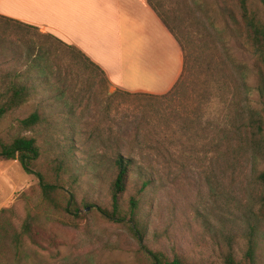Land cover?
I'll return each instance as SVG.
<instances>
[{
    "label": "rangeland",
    "instance_id": "obj_1",
    "mask_svg": "<svg viewBox=\"0 0 264 264\" xmlns=\"http://www.w3.org/2000/svg\"><path fill=\"white\" fill-rule=\"evenodd\" d=\"M160 1L163 3L160 12L169 23L186 27L197 47L204 44L208 48L206 58L226 59L229 55L239 64L251 65L254 54L245 38L224 28L223 7L236 13L237 0ZM249 1L258 5L264 21V5ZM45 33L49 32L37 27L28 30L10 23L6 25L0 19V95L14 81L33 85L34 91L20 107L0 115V139L28 134L21 130L20 120L33 112L41 100L51 105L45 113H54L55 121L70 118L69 110L73 109L77 119L71 122L76 125L79 139L70 152L72 157L63 152L61 134L47 136L40 127L35 132L41 149L39 167L52 169L49 163L63 162L68 167L66 189L77 200L88 199L96 205L108 206L114 169L100 155L106 157L118 148L119 153L135 157L143 172L155 178L152 186L139 193L133 174L125 196L142 197V219L146 224L143 243L166 256H182L190 263L221 264V239L214 233L219 226L216 218L245 211L252 193L253 174L255 169L264 170V157L243 152L236 162L218 159L210 164L205 160L198 122L194 119L190 130L184 131L173 119L175 109L191 113V117L198 111L194 98L199 80L191 77L184 88L185 95L165 104L171 113V122L166 147L169 157L164 162L144 143V134L152 137L156 132L151 127H138L145 115V101L127 99L124 90L113 88L96 69H67L68 60L61 50L48 53L57 60L49 59L51 65L47 71L31 62L36 53L29 55L27 46L50 41ZM50 42L47 43L50 45ZM33 71L48 73L50 84H44L43 75L37 76ZM128 79L134 83H150L144 71L132 72ZM247 80L251 103L260 107L257 73L248 71ZM60 88L65 93L56 96ZM216 109L214 106L212 112ZM2 208L9 210L7 216L16 229L27 214L37 217L38 246L26 243L30 256L23 264H138L135 253L139 244L127 224L99 216L92 206H82L77 214L45 206L37 178L27 174L17 160L0 159Z\"/></svg>",
    "mask_w": 264,
    "mask_h": 264
},
{
    "label": "trees",
    "instance_id": "obj_2",
    "mask_svg": "<svg viewBox=\"0 0 264 264\" xmlns=\"http://www.w3.org/2000/svg\"><path fill=\"white\" fill-rule=\"evenodd\" d=\"M158 16L164 21L181 47L183 54V69L174 86L165 94L156 95L142 92L123 91L124 96L145 101L143 108L145 115L138 123L139 128L151 127L156 135L144 134V143L155 152L156 156L167 162L166 147L169 143L167 132L170 127L171 115L165 104L175 102L185 95V87L191 77L198 78L199 90L194 98L197 112L195 117L191 113L175 109L173 119L179 129L189 131L194 119L201 127L199 138L201 147L205 151L204 158L210 164L213 161L231 159L239 161L242 153L249 152L255 157H264V21L260 17L258 5L249 0H237L238 11H230L223 7L224 28L229 32L245 38L251 47L254 59L251 65L239 64L229 55L217 57L214 60L206 58L209 51L204 44L198 47L186 27L173 26L168 22L163 12V3L160 0H147ZM264 5V0H254ZM167 14V13H166ZM4 24L9 23L28 30L36 27L0 16ZM175 19V18H174ZM45 43L29 44V55L36 53L31 60L47 71L51 61L57 60L48 55L52 51L65 54L66 68L96 69L108 81L104 71L92 62L83 52L51 33L44 34ZM50 42V45L47 43ZM47 53V54H46ZM48 56V57H47ZM43 61L41 63L42 60ZM41 60V61H40ZM196 73H195V72ZM248 71L257 73V90L261 95L260 107L252 105L249 98ZM37 76L43 75L44 84L49 85V74L35 72ZM35 76V75H33ZM102 77V80H103ZM109 82V81H108ZM33 85L22 82H12L1 95L0 115L12 111L24 104L31 96ZM239 89V91H238ZM185 91V92H184ZM65 93L63 88L55 95ZM217 107L213 113V107ZM51 108L45 100H41L36 109L27 117L20 120V128L24 135H17L12 139H0V159L17 160L27 174H33L41 189L42 203L56 210L77 214L83 206H92L99 216L113 221L127 224L139 246L136 250L138 264H194L177 254L166 256L162 251L150 249L144 242L146 224L142 219V197L130 195L126 197L133 174L136 176L135 187L142 193L146 187L155 183L152 174L143 172L142 165L135 157L119 153L118 148L111 155H100L102 160L109 163L114 169L110 183V201L108 206L94 204L93 200H77L75 194L66 189L67 168L63 162L49 163L50 168H40L38 159L41 155L39 139L35 135L40 127L44 128L47 136H63V152L70 156L79 137L75 123L73 109H70V118L60 121L54 120V113L46 115L45 109ZM151 116L148 117V114ZM58 115V114H57ZM212 131V133H211ZM175 138V134H173ZM176 140V139H175ZM194 145V144H193ZM211 154L210 156H208ZM76 164V161H72ZM234 162V163H235ZM125 202V205L123 204ZM7 208L0 210V264H23L30 253L26 250V243L38 246L37 217L29 213L19 229L13 227L7 216ZM218 230L215 236L221 239V264H264V170H256L253 174L252 193L244 212H237L228 218H216ZM36 254V252H34ZM147 262V263H146Z\"/></svg>",
    "mask_w": 264,
    "mask_h": 264
},
{
    "label": "crops",
    "instance_id": "obj_3",
    "mask_svg": "<svg viewBox=\"0 0 264 264\" xmlns=\"http://www.w3.org/2000/svg\"><path fill=\"white\" fill-rule=\"evenodd\" d=\"M0 16L73 45L113 88L162 95L183 69L180 45L147 0H0ZM141 71L149 84L128 79Z\"/></svg>",
    "mask_w": 264,
    "mask_h": 264
}]
</instances>
